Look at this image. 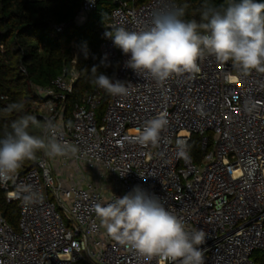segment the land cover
Wrapping results in <instances>:
<instances>
[{
    "label": "built area",
    "instance_id": "built-area-1",
    "mask_svg": "<svg viewBox=\"0 0 264 264\" xmlns=\"http://www.w3.org/2000/svg\"><path fill=\"white\" fill-rule=\"evenodd\" d=\"M97 1H83L79 23ZM112 1L105 33L114 26L139 30L158 6L176 4ZM100 54L106 64H117L113 81L125 82L129 93L109 94L99 118L100 88L68 115V98L78 80L74 69L58 77L53 88L38 90L46 98L37 108L43 122H54L57 139L79 151L55 158L42 152L28 170L0 183L7 202L19 209L18 230L0 211V264H168L118 244L92 210L136 186L161 198L187 230L206 233L200 246L204 264H259L254 255L262 252L264 258V73L241 76L231 61L207 56L198 61V73L157 84L126 67L130 57L106 35ZM160 113L168 124L157 146L124 141ZM193 135L202 138L199 164L189 153ZM29 185L36 196L26 204Z\"/></svg>",
    "mask_w": 264,
    "mask_h": 264
},
{
    "label": "clouds",
    "instance_id": "clouds-1",
    "mask_svg": "<svg viewBox=\"0 0 264 264\" xmlns=\"http://www.w3.org/2000/svg\"><path fill=\"white\" fill-rule=\"evenodd\" d=\"M186 5L164 3L152 13L149 24L139 30L114 26L105 35L130 58L126 67L137 75L163 84L174 75L196 74L198 61L213 56L218 62L231 61L238 74L264 73V2L261 0H225L219 6L205 2L200 21L184 19ZM92 83L113 96H126L125 82L96 74ZM23 104L13 103L8 111H22ZM168 121L163 113L149 119L142 130L124 141L142 146H157ZM38 127L43 136L30 133ZM0 138V183L14 179L26 161L36 159L39 151L49 158L76 154L75 144L57 139L58 128L51 120L41 124L33 115L14 120ZM141 176V175H140ZM143 177V176H141ZM24 202H35L36 193L26 186ZM93 212L106 234L121 246L147 258L168 264H204L201 245L206 233L187 230L182 217L167 209L161 198L139 186L123 197L106 204H96Z\"/></svg>",
    "mask_w": 264,
    "mask_h": 264
},
{
    "label": "trees",
    "instance_id": "trees-1",
    "mask_svg": "<svg viewBox=\"0 0 264 264\" xmlns=\"http://www.w3.org/2000/svg\"><path fill=\"white\" fill-rule=\"evenodd\" d=\"M83 1L0 0V138L11 130V123L20 116L33 115L43 123L37 108L46 98L38 90L53 88L55 80L65 72L70 74L74 69L78 74L73 94L67 102L68 115L77 102L98 89L92 83L93 67L97 68V75L103 73L113 79L117 64L108 65L104 62L100 45L105 39V29L111 22L115 4L112 0H98L95 10L84 22L79 23L77 18ZM174 1L177 5H186L184 19L198 22L205 2L217 6L225 3V0ZM103 94L97 110L99 118L109 98L108 93L103 91ZM13 103L23 104V110L8 111ZM29 131L41 137L40 128L30 125ZM201 141L199 135H193L189 145L190 156L197 164L204 155ZM42 152H37L36 156ZM31 166L32 160L26 161L18 172H25ZM0 211L18 230V205L8 203L1 190ZM254 258L263 264L264 258H259L258 253H255Z\"/></svg>",
    "mask_w": 264,
    "mask_h": 264
},
{
    "label": "rangeland",
    "instance_id": "rangeland-1",
    "mask_svg": "<svg viewBox=\"0 0 264 264\" xmlns=\"http://www.w3.org/2000/svg\"><path fill=\"white\" fill-rule=\"evenodd\" d=\"M258 257L262 258L263 257V253L262 252L258 253Z\"/></svg>",
    "mask_w": 264,
    "mask_h": 264
},
{
    "label": "water",
    "instance_id": "water-1",
    "mask_svg": "<svg viewBox=\"0 0 264 264\" xmlns=\"http://www.w3.org/2000/svg\"><path fill=\"white\" fill-rule=\"evenodd\" d=\"M2 216L4 217L5 215H4V214H2Z\"/></svg>",
    "mask_w": 264,
    "mask_h": 264
}]
</instances>
